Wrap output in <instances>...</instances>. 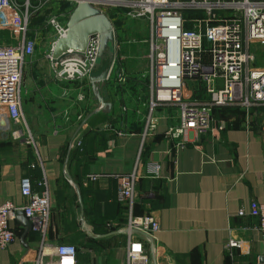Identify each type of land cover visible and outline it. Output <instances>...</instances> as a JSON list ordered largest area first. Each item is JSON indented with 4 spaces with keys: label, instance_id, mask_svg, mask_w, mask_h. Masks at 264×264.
I'll use <instances>...</instances> for the list:
<instances>
[{
    "label": "crops",
    "instance_id": "obj_1",
    "mask_svg": "<svg viewBox=\"0 0 264 264\" xmlns=\"http://www.w3.org/2000/svg\"><path fill=\"white\" fill-rule=\"evenodd\" d=\"M0 34L12 33L3 26ZM114 41L118 47L115 31ZM114 63L101 86L104 111L92 74L87 78L95 101L86 111L89 93L82 90L83 80H62L53 71L32 73L41 61L26 63L22 111L35 148L0 137V203L25 201L23 176L30 177L36 192L45 180L51 207L46 242L73 243L80 263L125 264L126 240L117 229L126 222V207L114 176L132 171L140 154L141 165L149 159L161 165L158 177H139L134 191V214L151 211L160 224L151 248L154 264H264L258 219L249 214L251 201L264 202V105L254 106L248 116L240 108H218L207 133L188 131L179 137L166 133L178 123L177 109L159 106L156 127L142 142L147 92L144 97L133 86L121 93L123 78L111 72L121 70L122 62ZM141 76L128 81L139 83ZM64 114L71 120L62 119ZM1 115L0 128L6 129V113ZM87 174L100 175L87 181ZM240 208L244 216L237 214ZM16 218L10 222L14 240L0 248V264H33L40 236L31 229L24 233ZM230 237L240 245L227 246Z\"/></svg>",
    "mask_w": 264,
    "mask_h": 264
},
{
    "label": "built area",
    "instance_id": "obj_2",
    "mask_svg": "<svg viewBox=\"0 0 264 264\" xmlns=\"http://www.w3.org/2000/svg\"><path fill=\"white\" fill-rule=\"evenodd\" d=\"M30 1L0 0V27H7L18 39L15 45H0V124L4 112L8 122L17 124L13 137L35 148L33 133L23 117L22 100L28 94L23 86L25 60L33 54L37 40L26 29L27 15L22 17V27L21 24L14 27V21L19 18L13 13L33 7ZM66 1L69 2L66 18L49 15L46 19L56 38L65 35L70 13L83 0ZM85 1L106 15L103 7L117 4L127 9V18L145 16L148 19V92L142 142L156 127L154 111L159 106L177 109L178 123L169 126L166 133L179 137L188 131L196 135L207 133L215 121L214 109L240 108L248 116L254 106L264 105V67L252 64L253 46H264V0ZM188 11L194 15L189 16ZM99 41V35L92 34L84 53H68L56 63L51 62L48 54L56 78L72 81L89 77L94 71ZM191 83L202 92L198 94ZM21 124L23 127L19 128ZM218 128L222 125L218 124ZM76 144L80 145V139ZM160 169V163L152 159L141 165L138 154L132 171L114 176L117 196L126 207V222L117 229L126 240L125 264H154L151 248L160 224L151 211L134 214V191L139 177L156 178ZM63 172L67 175L66 165ZM99 175L87 174L86 180H95ZM39 185L43 189L34 191L30 177L23 176L20 194L25 201L21 205L11 200L0 203V248H6L14 240L15 231L10 222L22 211L31 223V230L40 236L33 264H91L78 261L77 246L73 243L49 245L46 242L51 207L45 180ZM237 214L244 216L245 210L240 208ZM249 214L258 219L264 250V202L251 201ZM82 226L88 229L85 224ZM240 243L238 238L230 237L226 245L236 247Z\"/></svg>",
    "mask_w": 264,
    "mask_h": 264
},
{
    "label": "rangeland",
    "instance_id": "obj_3",
    "mask_svg": "<svg viewBox=\"0 0 264 264\" xmlns=\"http://www.w3.org/2000/svg\"><path fill=\"white\" fill-rule=\"evenodd\" d=\"M38 1V0H37ZM67 2L65 1H47L45 3L42 0L36 2L35 4L29 6L28 9L21 8L18 11H14L13 13L18 16L19 19L14 21V27L21 24L23 26V16L27 15V23L26 29L31 36H35L37 40L36 47L34 49L33 54L30 57H27L25 60L24 70L26 69V63L33 62L35 60L41 61L40 67L35 69L32 73H40V74H53V69L50 67V60L48 58V54H51L52 44L55 41V31L47 25L46 19L49 15H59L61 19L66 18L69 5L67 6ZM103 10L111 16V21L113 23L114 31L117 34L118 47L115 50V66L119 62H122L121 70H118L117 67H113L111 74H120L121 78H123L119 86V90L121 93H127L130 90V87L137 86V90L143 92L144 97L146 96V92H148V81L147 80V69H148V39L150 38L149 32V22L147 17H133L127 18L125 12L127 11L122 5L116 6H104ZM187 13L194 15L193 11H188ZM18 39L16 40L14 34L12 33L10 37L8 35L0 34V43L4 42V44H13L15 45ZM252 53L254 55V59L252 61L253 65L263 66L264 65V48L255 45L252 48ZM103 66L96 69V71L92 72V75L98 74L102 70ZM24 75V73H23ZM135 75H142L141 81L139 83H130L128 78H132ZM83 91L89 93V101L88 107L86 106L85 110L88 111L89 107H91L92 103H94L95 98L93 97V93L95 88L89 84L88 78L83 77ZM79 87L81 83L78 84ZM191 85L197 90L198 94L202 91L198 89V87L191 83ZM146 108H147V100H146ZM227 111H221V113H217L220 115L224 114ZM87 113V112H86ZM215 113V112H214ZM66 121L71 120L67 114L62 116V119ZM78 120V118H76ZM26 125L29 127L32 132V127L27 122L25 117ZM25 124V123H23ZM25 126V125H24ZM17 124L9 122L6 126V129L0 128V137L4 136L9 139H13L12 131L16 129ZM120 228V227H119Z\"/></svg>",
    "mask_w": 264,
    "mask_h": 264
},
{
    "label": "water",
    "instance_id": "obj_4",
    "mask_svg": "<svg viewBox=\"0 0 264 264\" xmlns=\"http://www.w3.org/2000/svg\"><path fill=\"white\" fill-rule=\"evenodd\" d=\"M66 33L57 37L51 48V62H58L68 53L82 54L87 48L89 37L99 35V49L94 63V71L103 66L98 74L90 77L91 81L99 82L100 109H105L102 83L107 78L109 68L115 57L114 27L110 18L100 9L93 7L87 1H79L66 22ZM94 111V110H93ZM91 111L87 117L93 112ZM17 220L24 226V233L31 229V223L22 211L17 212Z\"/></svg>",
    "mask_w": 264,
    "mask_h": 264
},
{
    "label": "trees",
    "instance_id": "obj_5",
    "mask_svg": "<svg viewBox=\"0 0 264 264\" xmlns=\"http://www.w3.org/2000/svg\"><path fill=\"white\" fill-rule=\"evenodd\" d=\"M54 1V0H53ZM62 1H65V2H67L66 4H67V6L69 5V2L68 1H66V0H62ZM31 2V4H35L36 2H34V0H31L30 1ZM58 2H60V1H58ZM189 16H191V14H189V13H187ZM108 15V14H107ZM110 18H111V16H109ZM214 110H216V109H214Z\"/></svg>",
    "mask_w": 264,
    "mask_h": 264
}]
</instances>
